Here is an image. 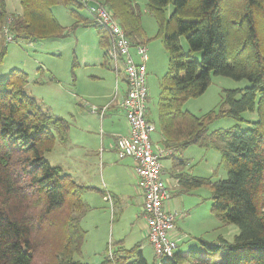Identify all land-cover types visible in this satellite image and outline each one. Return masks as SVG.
<instances>
[{
	"label": "trees",
	"instance_id": "obj_1",
	"mask_svg": "<svg viewBox=\"0 0 264 264\" xmlns=\"http://www.w3.org/2000/svg\"><path fill=\"white\" fill-rule=\"evenodd\" d=\"M60 1L76 16L97 0H20L21 8L12 13L7 0H0V64L9 36L27 42L59 39L81 25L97 28L108 58L107 29L84 19L70 28L62 25L53 11ZM98 1L117 17L133 44L150 40L136 0ZM147 8L158 24L156 37L169 52L156 124L161 143L173 158L191 145L220 151L226 178L212 183L210 177L184 172L177 178L184 191L212 184V212L236 224L239 232L232 241L221 235L216 241L198 237L199 249L180 245L173 257L153 263L141 244L120 245L102 264H264V0H148ZM212 74L247 79L250 86L225 89L218 108L207 113L185 109L189 98L207 90ZM28 81L27 72L18 68L0 76V264H92L82 259L87 235L83 192L90 187L47 159L57 140L67 142L71 122L33 98ZM248 111L257 113L256 120H247L249 127L210 131L218 118L245 121Z\"/></svg>",
	"mask_w": 264,
	"mask_h": 264
},
{
	"label": "rangeland",
	"instance_id": "obj_2",
	"mask_svg": "<svg viewBox=\"0 0 264 264\" xmlns=\"http://www.w3.org/2000/svg\"><path fill=\"white\" fill-rule=\"evenodd\" d=\"M136 1L142 10L146 36L150 38L145 43L149 56L146 63L148 114L158 124L160 82L168 69L169 52L162 40L156 37L158 24L154 15L148 11V0ZM20 8V0H7L8 13L16 12ZM53 11L61 24L68 28L77 19L101 24L87 8L78 9L75 16L62 1L53 7ZM172 11L173 5L170 3L167 15L170 16ZM182 44L184 50L188 51L185 38H182ZM6 45L7 53L0 64V76L8 75L13 68L24 70L29 76L26 87L28 93L51 113L71 122L68 143L57 140L47 159L53 165H60L66 172L73 174L78 183L90 187L83 192L87 211L82 218V226L87 235L82 259L92 264H102L105 255L120 245L131 249L141 244L143 255L153 263L157 257L153 246L144 235L142 196L134 172L130 169L127 158L119 159L116 151H106L111 148L110 145L115 142L117 135L125 134V111L121 108L123 114L120 116L114 106L103 118L92 111L93 107L108 106L111 103L107 102L116 95V101L121 98L118 102L120 105L124 97L123 89H120L117 82L114 63L106 58L104 48L99 43L97 28L94 25H81L64 38H47L33 42L9 40ZM121 73H124L122 67L119 74ZM247 86H250L247 79L236 80L229 76L212 74L207 90L200 96L189 98L184 108L198 115L207 113L218 108L225 89H243ZM107 110L109 111V107ZM243 117L245 121L232 117L218 118L210 125V131L237 124L247 128L250 126L247 120H256L257 113L248 111ZM113 134L117 135L114 137ZM155 136L158 138V135L153 134V140L157 142ZM76 151H85V159L89 162L81 164L76 155H73ZM162 163L165 166L164 179L175 185L171 189V205L178 213L176 227L181 230L179 247L182 245L184 249H199L198 237L216 241L221 235L232 241L239 228L234 223L224 222L212 212V184L184 191L177 178L181 172L210 177L212 183L226 178L228 168L221 161L220 151L191 145L177 152L175 158L169 154ZM105 188L111 192L109 194L106 191L109 194L108 199L104 197Z\"/></svg>",
	"mask_w": 264,
	"mask_h": 264
},
{
	"label": "built area",
	"instance_id": "obj_3",
	"mask_svg": "<svg viewBox=\"0 0 264 264\" xmlns=\"http://www.w3.org/2000/svg\"><path fill=\"white\" fill-rule=\"evenodd\" d=\"M87 9L109 32L108 58L113 61L116 72L119 73L122 67L128 83L121 102L128 132L117 135L115 151L119 159L132 158L135 161L137 186L142 196L141 216L145 219L146 238L153 246L156 257H173L179 246L174 235L178 213L170 206L172 193L163 177L162 163L172 152L153 140L157 125L148 114V48L144 43L133 44L117 17L102 2L94 1ZM8 40L12 38L9 36ZM107 109L106 105L93 107L92 111L103 116ZM106 197L108 199L109 195Z\"/></svg>",
	"mask_w": 264,
	"mask_h": 264
},
{
	"label": "crops",
	"instance_id": "obj_4",
	"mask_svg": "<svg viewBox=\"0 0 264 264\" xmlns=\"http://www.w3.org/2000/svg\"><path fill=\"white\" fill-rule=\"evenodd\" d=\"M120 72V71H119ZM117 73V82H118V84H119V86H120V89H123V93H124V96L126 95V92H127V89H128V83H127V80H126V77H125V74L124 73H121V74H119L118 72H116ZM117 96V95H116ZM116 96H115V98L114 99H112L110 102H107V103H111V104H109L108 105V107H109V111L108 110H106L105 111V113H104V115L103 116H101V118H103V117H106L109 113H110V111H111V109L114 107V106H116V111H117V113H118V115H122L123 114V111H122V109L124 110V108L121 106V103H120V105H119V101L121 100V98L118 100V98H117V101H116ZM124 98V97H123ZM106 103V104H107ZM122 108V109H121ZM108 111V112H107ZM125 111V110H124ZM107 113V114H106ZM128 132V123H127V127H126V129H125V131L123 132V133H127ZM117 134H119V133H117ZM117 134H113L114 135V137H115V135H117ZM156 135H158V138H156V136H155V138L157 139V143H159V144H161V138H162V135L159 133V131H156ZM117 137V136H116ZM116 140V139H115ZM113 141L114 140H112L111 141V143H113ZM159 141V142H158ZM64 143V142H63ZM66 144L68 143V141L67 142H65ZM115 142L112 144V145H110L111 146V148L110 149H106V151H115ZM88 150V149H87ZM53 151V150H52ZM51 151V152H52ZM105 151V150H104ZM105 151V152H106ZM50 152V153H51ZM48 155V154H47ZM73 155H76V157L81 161V164H84V163H88L89 161L87 160V159H85V157H86V155H87V153L85 152V151H80V152H77L76 151V153H74ZM105 156V155H104ZM128 159V165H130V169L132 170V172H134V177H136V172H135V161L132 159V158H127ZM166 159V158H165ZM51 163V162H50ZM52 164V163H51ZM164 168H165V166L163 165V175H164ZM64 170H66L65 168H63ZM69 173V172H68ZM73 175V174H72ZM172 179H174V178H172ZM136 184H137V177H136ZM174 181V180H173ZM167 183H169V187L172 189V187L174 188V186L175 185H171V183H170V181H168L167 180ZM178 184H179V182H178ZM180 185V184H179ZM106 191H108V193L110 194L111 192L109 191V190H107V188H105V190H104V197L106 198V196L107 195H109V194H107L106 193ZM141 195V194H140ZM116 196V195H115ZM116 197H118L119 198V196H116ZM141 201H142V198H141ZM171 201H172V199H171ZM141 204H142V202H141ZM170 206L172 207V205H171V202H170ZM174 210V209H173ZM144 230H145V236H146V224H145V226H144ZM180 231L181 230H179L177 227H176V230L174 231V235H175V237H177L178 239L180 238V236H179V234H180ZM84 260V259H83ZM85 261V260H84ZM86 262H88V261H86ZM90 263V262H89Z\"/></svg>",
	"mask_w": 264,
	"mask_h": 264
}]
</instances>
